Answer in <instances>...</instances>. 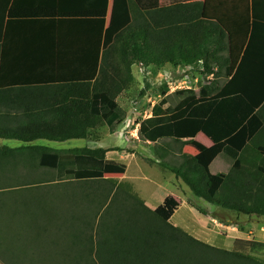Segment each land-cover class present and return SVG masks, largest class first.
Masks as SVG:
<instances>
[{
	"label": "trees",
	"instance_id": "1",
	"mask_svg": "<svg viewBox=\"0 0 264 264\" xmlns=\"http://www.w3.org/2000/svg\"><path fill=\"white\" fill-rule=\"evenodd\" d=\"M46 1L49 18L96 21L93 71L87 76L83 71L72 76L57 71L13 72L3 64V54L0 139L24 145H0V176H16L23 185L43 191L42 175L32 171L38 165L71 184L66 201L76 208H66L70 216L62 221L73 227L75 244L54 254L66 258L60 262L243 264L247 253L264 255V241L236 238L232 250L218 248L151 209L131 183L118 184L113 179L127 171V164L106 156L119 148L62 152L34 144L38 140H98L103 126L116 133L129 116L119 98L135 85L134 65L159 70L198 67L213 77L212 85L198 91L193 87L177 90L178 104L163 98L139 123L138 138L157 145L160 161L144 159L171 172L196 197L216 207L264 217V0H196L167 6H160L159 0H128L129 12L109 27L111 0ZM10 2L0 0L3 51L15 7ZM222 76L226 81L219 86L216 79ZM165 139H202L206 147L194 156L182 153L170 161L169 149L158 145ZM49 202L46 213L51 210ZM8 233L0 228V246L17 263L25 264L18 256L25 259L29 253L16 247L10 251L5 245ZM250 262L260 264L255 259Z\"/></svg>",
	"mask_w": 264,
	"mask_h": 264
},
{
	"label": "rangeland",
	"instance_id": "2",
	"mask_svg": "<svg viewBox=\"0 0 264 264\" xmlns=\"http://www.w3.org/2000/svg\"><path fill=\"white\" fill-rule=\"evenodd\" d=\"M124 1L119 0L113 4L114 8L111 15L114 14L115 8L119 7L123 9L125 6L129 7L128 1ZM134 73H136L135 85L120 98L121 104L128 111L129 117L131 116L130 124L128 117L120 125L121 133L128 131L125 149L120 151L122 155H127L128 157V159H125L126 161H123V163L127 164L128 169L124 176L114 177L113 179L118 184L120 182L131 183L134 186V190L141 197L152 198L155 204H160L162 208L166 207L163 208L165 209L164 211L162 210L164 213L163 216L166 219L174 215L178 222H182L180 226L181 224L192 226L193 221L196 224L198 221L192 218L191 211L182 206L179 210H176L178 201L168 193V190H173V187L169 183L170 181L174 185L178 184L175 176L167 170L162 171L158 165H151L143 160L146 157L160 161L156 153L157 145L145 144L138 138L137 125L152 114L154 104L163 98H167L169 104L176 105L179 102V98L175 94L177 90L193 87L198 91L201 87L212 85L213 77L205 76L201 68L198 67H180L175 69L172 66H165L159 70L157 68L136 65ZM216 80L220 86L224 84L226 78L222 76ZM143 91H145L144 94ZM104 129V126L100 128L101 133ZM118 141L119 136L110 134L106 129L100 146L104 147L108 144L114 145ZM34 144L44 145L53 150L63 152L73 147L87 146L89 142L86 140H69L60 143L38 140ZM0 145L18 147L24 144L18 140L0 139ZM158 145L169 149L171 156L168 160L170 161L178 160L184 152L194 156L206 147L202 139L194 141L185 139L183 142L165 139L160 141ZM112 153L114 155L110 158L120 162L119 155L121 153ZM32 169L34 174L42 175L41 178L45 184L40 183L39 186L42 187L43 191L35 190V186L23 185V183L18 181L16 176L13 178L0 176V228H2L4 233L9 232L5 236L7 238L5 245L10 247V251L12 248L14 250L17 248L18 250L24 249L26 253H29L25 259L22 256H18L19 258L21 257L22 261L26 260V263L24 262L25 264H67L70 261L60 262L66 259L63 254H54L61 249L73 248V241L75 240L71 235V233H74L73 227L62 221L66 216H70L66 208H76L73 204L66 201L65 196L66 192L68 193L73 189H71L69 182L57 180L54 170H47L38 165ZM165 179L166 182L164 181ZM49 182L52 183L48 185ZM163 184H168L169 187ZM175 187L179 190L177 191L178 195L187 196V190L185 188L178 187V185ZM47 200L50 201L49 204L51 206L49 213H46L44 210L48 203ZM196 201L191 200L190 202L193 204L200 203L201 205H197L205 209H210L213 211L215 218L213 224L208 226L211 230L202 229L204 226L200 225V228L194 231L196 234L194 237L197 239L202 241L209 239L213 246L228 250L233 235L228 231V228L225 231L223 227L226 224H230L228 221H231V224H235L242 229L243 234H246L247 238L264 241V228L261 224L264 222V217L257 215L247 216L238 212L217 208L205 200L196 199ZM71 212L75 213V210ZM215 221L224 223L225 225H217ZM1 244L2 238L0 240ZM5 249V246H0V251L2 250L0 253V264H20L17 263L12 254L9 252L5 254ZM44 249H46L45 253ZM251 259H255L260 264H264V255L262 253H247L243 264L252 263L250 262Z\"/></svg>",
	"mask_w": 264,
	"mask_h": 264
},
{
	"label": "crops",
	"instance_id": "3",
	"mask_svg": "<svg viewBox=\"0 0 264 264\" xmlns=\"http://www.w3.org/2000/svg\"><path fill=\"white\" fill-rule=\"evenodd\" d=\"M116 1L119 0H111L109 2L108 14L106 17V27H109L129 12L128 6H125L123 9H120L118 7L115 8L114 14L111 15L114 8L113 4ZM126 1L128 0H125L124 2ZM189 1L196 0H159V4L160 6H167L179 2ZM13 4L15 5V7H12V16L11 18H9L10 25L7 33V39L5 40V51H3L2 47L0 46V66L1 60L3 61V54H5V62H3V64H5L7 70L13 72L17 70L32 71L34 73H50L51 71H57L60 72L61 75L66 74L67 76H72V73L79 71H83L84 73H86V76L92 73V57L95 56L97 51L96 47L98 37L96 26L97 23L95 20L88 17L49 18V16H45L46 11H49V4L46 0H11L10 6ZM3 10L4 5H1L0 18L3 15ZM7 20V17H5L6 22ZM88 57L91 58L89 59ZM135 66L136 65H134L133 67V73L135 72ZM134 75L136 77V73H134ZM127 92L128 91L124 92L120 96V98ZM129 119L130 124L131 116L129 117ZM104 127L105 129L102 131V133L100 129L98 130L99 139L86 140L90 145L88 144L84 147H89L92 149L102 147L100 145L101 141L103 140V134L106 132V129L108 130L106 126ZM120 128L121 126L118 128L116 133L112 134L119 136L118 143L114 145L108 144L107 146L103 147L105 149L119 148V150L108 151L106 155L108 159H111L110 157H113L114 154L112 152L121 153L120 151L122 150L120 149H125L128 131H126L125 133H121ZM137 128H139V124L137 125ZM222 147L223 144H220V148ZM74 148L81 147H73L70 149ZM128 152L131 153L130 151ZM262 152H264V148H262ZM184 153L190 155L187 152ZM157 156L159 158L158 153ZM119 157V160L120 162L122 161V163L123 161H126V158L128 159L127 155L124 156L122 155V153L119 155ZM143 160L145 159L143 158ZM175 180L178 181V184L174 185V183L170 181L169 183L173 187V190H168V193L178 201L176 210H179L181 206L185 209L190 210L192 218L197 220L198 222L196 224V222L193 221L192 226H186L184 224H181L180 226V223L182 222H178L176 216L173 215L167 219L170 220L174 225L181 227L190 234H193V236L196 235L194 231H197V229L200 228V225L204 226V228L202 229L211 230V228H209L208 226L212 225L215 220L213 211H211L210 209H206L209 211V214L204 215L197 208L192 206L190 204L191 200L197 202L196 199H203L196 197L182 180H178L176 179V177ZM164 181L166 182V179ZM51 183L52 182H49L48 185H50ZM165 185L169 187L168 184ZM176 185H178V187L181 186L182 188H185L187 190V196L178 195L177 191L179 190L177 189V187H175ZM141 198L145 200L146 204L151 209L157 212L161 211V215L164 214L163 211L165 209L163 208L166 207L162 208L160 204H155V201H153L152 198L149 199L145 198L144 196ZM197 204L201 205L200 203ZM228 222H230V224H226V226H224L225 228L223 227V229L226 231L228 228V231L233 235V237H231L232 240L229 243L230 247L228 249L232 250L236 238H249H247L246 234H243L242 229H240L239 226L231 224V221ZM215 224L220 226L225 225L224 223H219L218 221H215ZM261 224L264 228V222H262ZM204 241L211 244V240L209 239H205Z\"/></svg>",
	"mask_w": 264,
	"mask_h": 264
}]
</instances>
